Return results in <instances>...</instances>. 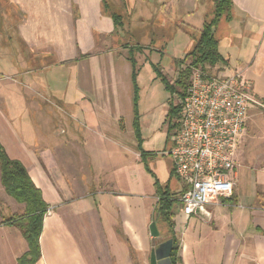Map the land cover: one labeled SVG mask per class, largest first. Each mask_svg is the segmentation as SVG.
<instances>
[{
	"label": "crops",
	"instance_id": "obj_1",
	"mask_svg": "<svg viewBox=\"0 0 264 264\" xmlns=\"http://www.w3.org/2000/svg\"><path fill=\"white\" fill-rule=\"evenodd\" d=\"M108 1L113 9L142 20V27L166 29L165 34L157 37L168 46L181 38L194 44L184 28L201 30L215 5V0ZM5 2L9 12L0 15V44L10 46L0 47V59H11L16 74L19 70L15 60L25 61L27 67L29 61L39 60L36 69L40 70H37L40 79L48 78L50 70L58 71L65 65L57 62L50 67L44 62L75 60L74 101L78 100L79 104L74 118L89 133L74 132L66 140L81 139L88 144L101 136L117 144L123 133L114 131L111 125L122 121L123 115L117 110L132 101V86L123 77L131 74V65L126 64L128 57L119 51L123 48L116 45L119 42L115 23L104 12L103 0ZM232 2L231 20L223 17L215 30L220 53L228 60L219 67L222 73H241L250 83L252 95L264 104V0ZM142 37H153V33ZM119 67L123 75L118 73ZM28 69L26 83L35 82ZM45 70H48L46 74ZM105 105L108 115L111 112V121L101 115L99 119L94 110L100 113ZM6 118L0 106V122L8 123ZM0 141L10 157L26 166L50 205L41 235L42 257L37 264H150L154 242L150 224L156 221L153 210L157 205L155 179L145 166L142 168L137 142L129 147V153L122 154L116 165L103 163L104 169H97L101 175L93 176L96 167H91L92 176L87 179L99 184V189L83 191L86 187L79 183L83 181L77 174H65L63 166L56 167L54 160L46 158L58 153L75 154V150L71 153L66 149L28 151L16 136L9 143L4 137ZM262 150L264 107L250 104L245 126L237 139L232 195L208 205L210 217L202 219L205 222L197 216L188 218L178 213L188 220L185 240L180 246L182 264H264ZM83 152L86 150L77 153ZM40 155L49 161L46 168L39 163ZM0 199L7 204V217L18 214L24 207L6 193L1 169ZM190 219H193L191 224ZM22 237L20 229L0 220V264H17L18 258L28 250Z\"/></svg>",
	"mask_w": 264,
	"mask_h": 264
},
{
	"label": "rangeland",
	"instance_id": "obj_2",
	"mask_svg": "<svg viewBox=\"0 0 264 264\" xmlns=\"http://www.w3.org/2000/svg\"><path fill=\"white\" fill-rule=\"evenodd\" d=\"M0 4V15L4 14L2 12H9L5 0H2ZM114 6L116 7V5ZM123 17L124 27L116 31V38L119 42L116 45L123 48V50L120 49L119 51L128 57V48H125L126 45L134 46L140 44L144 47L142 52L135 53L138 62V111L142 123V137L144 138L142 151L147 153L146 163L160 180V183L165 186L169 181L172 191L180 198L183 184L176 175H172V161L168 154L172 145L171 137L175 132L172 131L170 135L169 125L166 122L167 113L172 102L171 95L165 89L161 80L156 78V73L153 71L151 63H158L162 73L171 81H174L179 71L175 60L182 59L194 44L186 42L187 40L185 39L182 41L181 38L177 43H172L168 46L157 37L160 33L165 34L166 29L162 30L152 26L148 27L147 25L142 27V20L134 18L133 15L126 16L123 14ZM184 29L188 31L190 37L193 39L198 35L197 31L188 27ZM150 33H153V37H142ZM215 36H219L216 31ZM9 46L10 44L7 43L0 44V47L3 49H7L6 47L9 48ZM15 62L18 63V74L13 72L11 59H0V106L8 120V123L0 122V140L4 137L8 142L10 138L16 136L20 144L28 151L39 149V152H41L43 150L56 151L57 149H66L71 153L72 150H75V154L71 153V155L64 156L58 153L56 155L54 154L55 156L46 158L54 160L53 163L56 167L63 166L62 170L65 174H69V172L71 174H77L80 181H83L79 183H82L86 187L83 191L87 189L90 191L98 190L99 184L92 179H87L92 176L91 170L93 169L91 167H96V173L93 176L95 174L101 175V171L104 169L103 163H114L116 165L121 161L122 154L129 153V147L133 146V143L136 144L132 128L134 100L132 99L130 103H125L121 110H117V112L123 115L122 121L120 123L115 122L111 125L114 131L123 133L121 139L116 140L117 144L101 139V136H99L100 139L97 138L96 140L88 141V144L86 141L85 144L81 139L66 140L70 136L72 137L74 132H78L79 134L82 132V135L89 133V129L80 126L74 118L76 108L78 110L79 104L78 100L74 101V80L77 77H75L73 71L76 61L48 60L44 62L45 65L48 64L50 67L55 66L57 62L65 64L61 70H50L49 77H45V79L38 77L37 70L39 68L36 69V67L40 66L39 60L35 63L29 61L28 67L23 60H15ZM126 64L129 65L130 61ZM28 68L32 71L31 76L35 82L26 83V69ZM47 71H44L45 74ZM205 72L210 75H219L222 73V68L219 65L216 67H207ZM118 73L123 75L122 67H119ZM118 77L122 78V76ZM123 77L125 78V82L131 87L132 75ZM27 85L29 86L27 87ZM59 90L62 92L59 93ZM64 90H66V93ZM131 94L133 97V89ZM179 102V99L175 98L174 103L177 104ZM106 107V105L103 106L100 113L96 108L94 110L99 119H101V115L105 116L107 121H111V112L108 115L109 109H105ZM132 139L133 142H131ZM80 149L83 151L86 150V152L81 154L82 156L77 153ZM263 154L264 150H262ZM38 160L45 168L49 163V161L44 160L43 155H40ZM143 161L142 158V168H144ZM58 168H56V172L59 171ZM97 169H101V171L98 170L97 172ZM16 203L18 202L16 201ZM23 209L17 213H22ZM176 210L175 233L180 240L182 248L188 220L178 216L180 210L177 208ZM13 211L14 209L12 208ZM0 214V220L2 221L13 216L7 217V204L2 199H0ZM153 216H156L155 210H153ZM202 219L205 218H200L201 221H203ZM192 220L190 219V224ZM207 223L209 222L207 221ZM157 227L160 235L154 237L152 248L157 247L170 236L166 223L158 220ZM22 239L25 240L24 237ZM24 245H26V240Z\"/></svg>",
	"mask_w": 264,
	"mask_h": 264
},
{
	"label": "built area",
	"instance_id": "obj_3",
	"mask_svg": "<svg viewBox=\"0 0 264 264\" xmlns=\"http://www.w3.org/2000/svg\"><path fill=\"white\" fill-rule=\"evenodd\" d=\"M250 89L241 73L194 72L168 152L183 184L179 210L184 216L206 218L208 205L232 195L237 139L249 105L264 107Z\"/></svg>",
	"mask_w": 264,
	"mask_h": 264
},
{
	"label": "trees",
	"instance_id": "obj_4",
	"mask_svg": "<svg viewBox=\"0 0 264 264\" xmlns=\"http://www.w3.org/2000/svg\"><path fill=\"white\" fill-rule=\"evenodd\" d=\"M103 10L114 20L116 31L124 27L123 14L113 9L108 0H103ZM232 11V0H215L213 14L210 18L205 20L202 29L197 31L198 35L193 39L194 45L192 49L188 51L182 59L175 60V64L179 68V71L174 81H171L162 73L158 63H151L152 69L156 73V78L161 80L165 89L171 95L172 102L166 118L170 135L172 131L177 130L181 117V103L179 102L176 104L174 100L178 98L180 101L184 98L191 85L194 72L196 70L205 72L207 67L227 64V58L220 53L219 40L215 36V29L223 17L231 20ZM125 48H128L127 59L131 64L132 99L134 100V117L132 125L137 142V150L140 152L141 159L143 158L144 160L145 169L155 179V196L157 198L155 220L156 222L161 220L167 224V228L170 232V236L167 239H173L171 261L173 264H182L180 255L181 244L175 233V216L177 211L176 208L179 210V197L172 191L169 183L165 186L160 183V180L146 163L147 153L142 151L144 138L142 137L141 119L138 111V62L135 53L142 52L144 47L137 44L134 46L126 45ZM0 169L1 183L6 193L24 206L22 213L14 214L12 217L4 220V224L15 226L20 229L28 244V250L18 258L17 264H37L42 257L41 235L44 227V219L50 205L45 201L42 190L35 184L26 166L22 161L10 157L1 141ZM172 175H175L173 168ZM180 193H182V190Z\"/></svg>",
	"mask_w": 264,
	"mask_h": 264
},
{
	"label": "water",
	"instance_id": "obj_5",
	"mask_svg": "<svg viewBox=\"0 0 264 264\" xmlns=\"http://www.w3.org/2000/svg\"><path fill=\"white\" fill-rule=\"evenodd\" d=\"M150 233L153 237L160 235L156 221L150 224ZM172 248L173 239H167L153 248L150 254V264H173L171 261Z\"/></svg>",
	"mask_w": 264,
	"mask_h": 264
}]
</instances>
